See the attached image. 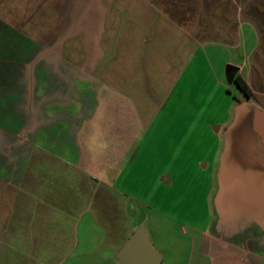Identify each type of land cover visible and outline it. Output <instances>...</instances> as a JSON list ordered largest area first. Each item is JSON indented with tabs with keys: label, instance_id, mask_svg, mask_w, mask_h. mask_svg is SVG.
Returning a JSON list of instances; mask_svg holds the SVG:
<instances>
[{
	"label": "crops",
	"instance_id": "0c3cea01",
	"mask_svg": "<svg viewBox=\"0 0 264 264\" xmlns=\"http://www.w3.org/2000/svg\"><path fill=\"white\" fill-rule=\"evenodd\" d=\"M237 76L264 111V0H0V264H119ZM218 232L185 264H264L263 229Z\"/></svg>",
	"mask_w": 264,
	"mask_h": 264
},
{
	"label": "rangeland",
	"instance_id": "374dc122",
	"mask_svg": "<svg viewBox=\"0 0 264 264\" xmlns=\"http://www.w3.org/2000/svg\"><path fill=\"white\" fill-rule=\"evenodd\" d=\"M211 62L212 69L214 64L218 71L216 64L219 61L211 59ZM227 87L235 93L232 97L224 90L227 105L231 103L227 125H221L225 109L223 101L206 92L210 102H214L204 110L210 119L204 125L207 134H200V127L194 130L193 141H187L189 150H183L177 164L169 167L165 177L168 176L170 181L164 183L162 189L152 193L149 188L141 191L147 196L142 226L150 245L160 255L159 264H185L190 245L188 234L195 229H207L209 233L219 231L226 235L248 225L255 230H264V221L251 223L249 219L254 206L259 207V213H264V185L259 183H264V174L259 172L261 168L254 167L247 157L242 156L243 152L237 151L246 147L247 130L244 127L251 106L232 82ZM178 99H187L185 86L178 93ZM184 108L180 110L184 111ZM184 141H178L179 145ZM169 158L163 157L164 171ZM257 184L261 188H255ZM131 232L123 228L122 239L127 240Z\"/></svg>",
	"mask_w": 264,
	"mask_h": 264
},
{
	"label": "water",
	"instance_id": "95a60500",
	"mask_svg": "<svg viewBox=\"0 0 264 264\" xmlns=\"http://www.w3.org/2000/svg\"><path fill=\"white\" fill-rule=\"evenodd\" d=\"M233 74L230 78H233ZM231 79H229L230 82ZM250 129L256 135L260 163L264 164V111L252 106L249 112ZM256 160V159H255ZM166 182V179H164ZM119 264H159L158 255L150 245L144 226H139L116 255Z\"/></svg>",
	"mask_w": 264,
	"mask_h": 264
},
{
	"label": "flooded vegetation",
	"instance_id": "af4514ba",
	"mask_svg": "<svg viewBox=\"0 0 264 264\" xmlns=\"http://www.w3.org/2000/svg\"><path fill=\"white\" fill-rule=\"evenodd\" d=\"M234 84H235V81H234ZM235 86L237 87L236 84H235ZM249 106H251V105H249ZM249 125H250V122H249V117H248V119L245 122V127H244L247 130V136H246V142H245L246 147H242L241 149L239 148V150L241 152H243L242 155L247 157L254 167L257 166L258 168H261L259 172L264 174V164L260 163V160H262V159H260L261 158L260 157L261 152L259 151L258 146H257L258 145L257 137L251 131Z\"/></svg>",
	"mask_w": 264,
	"mask_h": 264
},
{
	"label": "trees",
	"instance_id": "16d2710c",
	"mask_svg": "<svg viewBox=\"0 0 264 264\" xmlns=\"http://www.w3.org/2000/svg\"><path fill=\"white\" fill-rule=\"evenodd\" d=\"M234 81L238 89L244 95V97L247 99H250L252 96V92L250 88L248 87V85L246 84V82L240 76H237Z\"/></svg>",
	"mask_w": 264,
	"mask_h": 264
}]
</instances>
